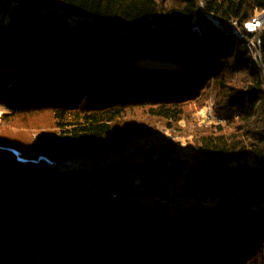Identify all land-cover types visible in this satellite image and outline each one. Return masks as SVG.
<instances>
[{"label": "trees", "instance_id": "obj_1", "mask_svg": "<svg viewBox=\"0 0 264 264\" xmlns=\"http://www.w3.org/2000/svg\"><path fill=\"white\" fill-rule=\"evenodd\" d=\"M262 14L264 0H0V264H264V27L244 28ZM42 113L49 144L4 131ZM157 133L177 140L124 156L127 171L185 175L210 207L118 209L44 178Z\"/></svg>", "mask_w": 264, "mask_h": 264}, {"label": "built area", "instance_id": "obj_2", "mask_svg": "<svg viewBox=\"0 0 264 264\" xmlns=\"http://www.w3.org/2000/svg\"><path fill=\"white\" fill-rule=\"evenodd\" d=\"M15 6V5H14ZM2 17H6L5 13ZM264 27V14L245 23L248 33H257ZM240 38L244 37L240 35ZM253 56L260 59V54L253 45ZM208 119L212 120L211 111ZM168 138L155 135L132 143L125 153L114 159H100L95 163L83 160L65 159L54 163L45 174V179L57 181L60 177L69 175L75 181L92 183L101 193L107 194L109 200L119 201L134 195H144L153 198L155 204L161 208L188 213L200 206L210 207V199L197 200L188 195V179L185 175L144 174L132 171L127 175L128 166L123 164L122 158L127 155L143 154L167 142ZM140 164L141 161H138Z\"/></svg>", "mask_w": 264, "mask_h": 264}, {"label": "rangeland", "instance_id": "obj_3", "mask_svg": "<svg viewBox=\"0 0 264 264\" xmlns=\"http://www.w3.org/2000/svg\"><path fill=\"white\" fill-rule=\"evenodd\" d=\"M7 113H8V110L4 106L0 105V115H4V114H7ZM208 114H209V112L206 113V117H208ZM51 119H52V117H51L50 114L42 113L40 115L32 116L27 121H22L21 119H19V120H17V122L15 124L8 125V126L3 127V128L5 129L4 131H6L7 135L11 136L12 139L15 138V139L18 140L17 144H23L25 141H30V142L34 141L36 144H41V143L42 144L43 143H48L49 144L52 141H55L57 139V135L56 134H54L53 132H49L50 129H51L50 128L51 127V121H52ZM24 122H27L33 128L40 129V131H34V133H31L30 131H28L29 129H26V127H25L26 125L24 124ZM18 125H22V127L18 128ZM23 127L26 130H23ZM155 135H160V136H162V138H168V139L177 140L176 137H174L173 135H171L169 133H167V134H159V133H157ZM138 140H143V139H138ZM138 140H136V141H138ZM136 141H134V142H136ZM14 153H15V156L18 159V161L25 162L26 157H25V153H24V149L23 148L16 147L14 149ZM126 174L130 175L131 172L129 171ZM83 185H84L85 188L91 190L93 192V195H95V197H98V198L102 199L103 202L109 201V197L107 196V194L101 193L100 190L95 185H93L92 183H84ZM131 200L138 201V203L142 207H144L145 209H151V208L155 207L153 198L147 197V196H144V195H134V196H132L130 198H127V199L122 198L118 202L117 201L113 202V204L118 209H121V207L123 206L124 202L129 204ZM168 211L171 214V216L173 218H176V219H179L182 215H184V214H182L181 212H178V211H174V210H168ZM50 257H51V255H50ZM105 258H109L110 264H121L120 262H118L116 260H112L108 255ZM48 260L49 261H53V264H57L58 263V260L53 258V256L51 258H48ZM14 264H18V263L16 262ZM19 264H30V263L28 262V263H19ZM35 264H40V259H38Z\"/></svg>", "mask_w": 264, "mask_h": 264}, {"label": "water", "instance_id": "obj_4", "mask_svg": "<svg viewBox=\"0 0 264 264\" xmlns=\"http://www.w3.org/2000/svg\"><path fill=\"white\" fill-rule=\"evenodd\" d=\"M125 153V152H124ZM103 159H105V158H103ZM114 159V158H113ZM76 160H80V159H76ZM84 161V160H83ZM138 161H141L142 162V160L141 159H138L137 161H136V163L137 164H139L138 163ZM86 162V161H85ZM97 162V161H96ZM95 163V162H94ZM128 166V165H127ZM46 174V173H45ZM44 178H45V175H44ZM154 204H155V202H154ZM155 207H158L156 204H155ZM161 208V207H160ZM165 209H167V208H165ZM167 210H169V209H167ZM109 256V255H108ZM110 258H111V256H109ZM106 259H108V258H106Z\"/></svg>", "mask_w": 264, "mask_h": 264}]
</instances>
